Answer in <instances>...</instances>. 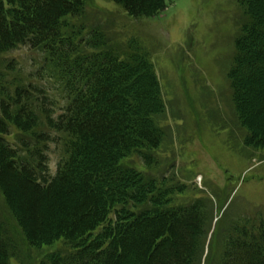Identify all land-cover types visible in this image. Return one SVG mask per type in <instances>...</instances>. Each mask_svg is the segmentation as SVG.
Returning a JSON list of instances; mask_svg holds the SVG:
<instances>
[{
	"label": "trees",
	"instance_id": "trees-1",
	"mask_svg": "<svg viewBox=\"0 0 264 264\" xmlns=\"http://www.w3.org/2000/svg\"><path fill=\"white\" fill-rule=\"evenodd\" d=\"M87 1L0 0V54L21 45L42 50L49 76L59 77L68 99L57 116L45 102L39 116L31 92L21 86L1 99V195L30 245L65 239L75 248L51 256L50 264H200L210 232L205 201L172 204L184 185L166 184L126 163L137 154L152 167L165 139L159 125L165 104L154 64L144 53L119 54L98 30H88L86 38L82 28L66 35L67 17L82 15ZM110 1L135 18L156 16L174 2ZM242 2L249 19L236 39L229 79L249 131L246 144L264 148V0ZM41 119L66 135V157L54 176L42 154L26 157L5 138L14 126L37 142L51 140L34 133ZM256 217L227 224L218 264H264V218L256 224ZM210 248L213 253L212 242L207 257ZM0 264H10L1 221Z\"/></svg>",
	"mask_w": 264,
	"mask_h": 264
},
{
	"label": "rangeland",
	"instance_id": "rangeland-1",
	"mask_svg": "<svg viewBox=\"0 0 264 264\" xmlns=\"http://www.w3.org/2000/svg\"><path fill=\"white\" fill-rule=\"evenodd\" d=\"M242 1L174 0L156 16L135 18L113 1L88 0L82 15L67 17L69 26L63 29L68 35L82 28L78 34L84 38L91 29L98 30L119 54L144 53L154 64L165 104L159 119L165 139L152 167L147 168L137 154L126 163L144 167L149 177L165 178L166 184L184 185L172 204L205 201L213 253L210 248L207 257L206 248L200 264H218L227 224L255 216L259 224L264 218V148L246 144L249 131L237 113L229 79L237 55L235 42L249 19ZM45 56L28 45L0 54V101L21 86L31 92L39 116L44 102L55 116L60 114L68 99L59 77L49 76ZM34 133L49 134L51 140L37 142L14 126L5 138L26 157L34 151L42 154L48 175L54 176L66 157V135L43 122ZM0 221L10 246V264H50L51 256L75 250L65 239L30 245L1 192Z\"/></svg>",
	"mask_w": 264,
	"mask_h": 264
}]
</instances>
